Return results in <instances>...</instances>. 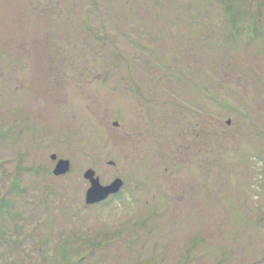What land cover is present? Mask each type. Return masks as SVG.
Masks as SVG:
<instances>
[{
	"label": "rangeland",
	"instance_id": "obj_1",
	"mask_svg": "<svg viewBox=\"0 0 264 264\" xmlns=\"http://www.w3.org/2000/svg\"><path fill=\"white\" fill-rule=\"evenodd\" d=\"M0 264H264V0H0Z\"/></svg>",
	"mask_w": 264,
	"mask_h": 264
},
{
	"label": "water",
	"instance_id": "obj_2",
	"mask_svg": "<svg viewBox=\"0 0 264 264\" xmlns=\"http://www.w3.org/2000/svg\"><path fill=\"white\" fill-rule=\"evenodd\" d=\"M53 160L57 159L56 155L52 156ZM70 170V162L68 160L58 161L54 174L57 176L63 175ZM85 177L90 181L91 187L87 191V203L94 204L105 200L110 195L116 194L120 191L123 186V181L121 179H116L112 184L103 186L94 170H88L85 174Z\"/></svg>",
	"mask_w": 264,
	"mask_h": 264
}]
</instances>
